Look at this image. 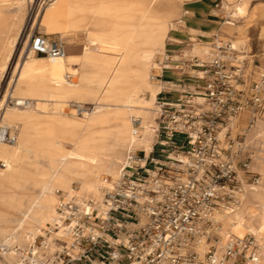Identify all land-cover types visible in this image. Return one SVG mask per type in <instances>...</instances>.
<instances>
[{
	"label": "bare ground",
	"instance_id": "1",
	"mask_svg": "<svg viewBox=\"0 0 264 264\" xmlns=\"http://www.w3.org/2000/svg\"><path fill=\"white\" fill-rule=\"evenodd\" d=\"M36 3L0 0V81L14 59L27 8ZM185 4V0H40L44 11L34 26L47 36L85 35L87 45L76 58L66 54L50 59L24 51L10 91L0 102V125L17 136L13 145L0 142V162L5 163L0 167V264L3 259L26 264L31 258L39 264L45 255L51 256L59 249L61 234L49 236L46 231L56 219L60 195L92 199L104 207L105 189L120 179L125 152L146 155L152 150L161 91V85L150 80L154 60L170 42L185 46V54L201 63L210 59L213 41L205 33L198 37L191 29L186 41L171 36L188 29ZM221 5L227 19L221 34L213 35L229 41L234 54L239 53L247 34L236 36L231 27L235 20L248 17V0H222ZM261 35L264 38V26ZM69 75L76 83L68 81ZM195 77L203 76L198 72ZM203 101L199 96L197 102ZM66 108L74 112L66 113ZM133 117L141 121L139 135H134ZM237 120L231 122L234 129ZM248 141L258 148L251 169L261 177L256 185L243 184L237 209L217 215L222 224L217 235L220 239L228 234L253 235L264 264L263 122L250 130ZM40 237H46L47 246L35 244ZM208 247L202 239L194 250L203 257Z\"/></svg>",
	"mask_w": 264,
	"mask_h": 264
},
{
	"label": "built area",
	"instance_id": "2",
	"mask_svg": "<svg viewBox=\"0 0 264 264\" xmlns=\"http://www.w3.org/2000/svg\"><path fill=\"white\" fill-rule=\"evenodd\" d=\"M212 41L205 63L172 49L179 44L171 42L154 60L150 80L162 83L170 74L169 83L180 90L174 99L165 88L158 95L153 149L148 156L128 152L120 179L105 189L104 207L60 195L56 219L46 231L61 234L59 249L39 264H261L253 235L218 237L217 215L237 209L243 184L260 180L251 169L258 148L248 134L264 123V75L246 94L239 88L246 84L245 64L229 41L218 35ZM30 49L50 59L67 53L60 37L43 34L33 36ZM198 72L202 78L195 77ZM67 79L76 83L75 76ZM192 79L197 80L194 89ZM234 119L239 128L231 125ZM132 123L139 135L140 119L133 117ZM223 126L227 130L221 137ZM179 137L182 144L171 143ZM0 142L15 144L16 131L0 125ZM45 238L35 244L47 246ZM202 239L209 245L203 257L194 250ZM25 262L37 264L35 258Z\"/></svg>",
	"mask_w": 264,
	"mask_h": 264
},
{
	"label": "rangeland",
	"instance_id": "3",
	"mask_svg": "<svg viewBox=\"0 0 264 264\" xmlns=\"http://www.w3.org/2000/svg\"><path fill=\"white\" fill-rule=\"evenodd\" d=\"M9 1L10 3H13V2L15 3V0H9ZM185 1H186V4L184 5L183 8H184L185 13L188 12L189 14V16L187 17L185 16V17L190 20L188 21V25L190 27L203 26V27H206L208 31H210L212 29V25L215 24L218 26L213 31L215 32L219 28V26H222L225 23L227 19V15L223 12V6L221 5L222 0H185ZM39 3H40V0H37L36 4H32V5L29 4L27 8L26 15H25V26H24L21 38L19 40L18 46L15 50L14 59L12 61L9 71L3 75L0 81V85H1L0 102H3L6 96L8 95L12 81L15 79L16 65L21 62V59L24 56L23 55L24 51L27 52L30 50L33 36L37 34L44 35L43 31L40 30V27L38 25L34 26L35 21L40 20L41 15L44 11V6L42 5L39 6ZM248 4H249L247 6L248 17L245 19L235 20L234 21L235 25L231 27L234 33L238 34V33H243V31L244 32L246 31V34H247L246 46L241 52L236 53V55L238 56L237 57L238 60L240 62L243 61V63L245 64L244 77L246 79V84L244 86H240L239 88L244 90L246 94L249 93L251 83L255 81L258 82L260 77L264 75V69H263L264 68V38L261 35V28L264 26V0H248ZM4 12L5 14L9 13L8 10ZM215 14L216 16H214ZM190 30L191 29H187L185 31L188 32ZM203 33L201 32L200 36L198 35L197 36L201 37ZM83 36L86 39V36L85 35ZM83 36L78 37L76 43L73 46H68L66 44L67 50H68L67 53H70V51L77 53V54L82 52L85 46V40ZM171 36L179 38L178 35H176L175 33H172ZM56 37H59V36L49 35V38L51 39L56 38ZM209 37L212 39L211 36ZM177 47L179 46H171V48L174 50H176ZM168 48H169V43H168ZM171 77L172 76L170 74L166 75L167 79ZM147 98L148 97H146V99ZM169 98L174 99L175 97L174 95H169ZM65 112L73 113L74 111L66 108ZM239 127L240 125H238V128ZM182 139H183L182 137H179L177 140H172L171 142H177V143L182 144ZM76 186L77 185H75V188ZM38 243H39V240H38ZM2 263L10 264L9 261H7L6 259H3Z\"/></svg>",
	"mask_w": 264,
	"mask_h": 264
},
{
	"label": "crops",
	"instance_id": "4",
	"mask_svg": "<svg viewBox=\"0 0 264 264\" xmlns=\"http://www.w3.org/2000/svg\"><path fill=\"white\" fill-rule=\"evenodd\" d=\"M185 21H186V23H187V28L188 29H193V30H195L196 32H197V34L196 35H198V36H200V33L202 32H204L207 36H208V38L210 39V40H212L209 36H211V35H213V34H221L220 32H221V26H219V28L215 31V32H213L218 26L217 25H215V24H213L212 25V29L210 30V31H208V29H206V27H203V26H199V27H190L189 25H188V21H190L188 18H186L185 17V19H184ZM182 30V29H181ZM173 33H175L176 35H178V39H181L182 41H186L189 37H190V33L189 32H187V31H185L184 33L183 32H181V31H174ZM50 35H60V34H50ZM72 35V36H71ZM235 35L237 36L238 34L237 33H235ZM49 36V35H48ZM61 36V35H60ZM65 36V37H64ZM70 36V37H69ZM80 36H83V35H77V34H75V33H65L63 36H61L62 38H63V40L65 41V43L68 45V46H73L75 43H76V41H77V38L78 37H80ZM84 37V36H83ZM176 38V37H175ZM84 40H85V46L87 45V41H86V39H85V37H84ZM246 44H247V41H246V43H245V45L243 46V49H244V47L246 46ZM85 46H84V48H85ZM84 48H83V50H84ZM242 49V50H243ZM83 50H82V52H83ZM179 50H187L186 48H185V46H180V47H177V49H176V51H179ZM68 51V50H67ZM82 52L81 53H79V54H77V53H74V52H72V51H70V53H67V57H71V58H76V57H80L81 56V54H82ZM243 53V52H242ZM38 57H42V56H38ZM170 80H171V78H168V79H166L162 84H160V83H156V84H159V85H161V91H160V93L162 92V90L165 88V90L168 92V93H171V95H174V97H176V92L175 91H178V90H180V87H178V86H173L172 84H170L169 82H170ZM197 82V80H194V79H192V83H191V87L194 89L195 88V86H196V83ZM196 83V84H195ZM159 93V94H160ZM146 97H148L149 98V96H145L144 98H146ZM158 99V98H157ZM157 101V100H156ZM165 141H169V139H165ZM174 143H176V144H181V143H177V142H174ZM153 145H154V140H153ZM153 145H152V149H153ZM127 152L128 151H126L125 152V155H124V157L126 158V155H127ZM150 153V152H149ZM149 153L148 154H146L145 156H148L149 155ZM125 158H124V160H125Z\"/></svg>",
	"mask_w": 264,
	"mask_h": 264
},
{
	"label": "trees",
	"instance_id": "5",
	"mask_svg": "<svg viewBox=\"0 0 264 264\" xmlns=\"http://www.w3.org/2000/svg\"><path fill=\"white\" fill-rule=\"evenodd\" d=\"M38 56H42V55H38Z\"/></svg>",
	"mask_w": 264,
	"mask_h": 264
}]
</instances>
